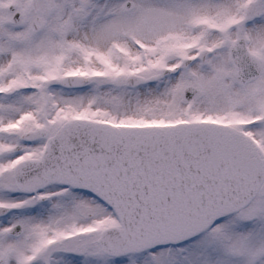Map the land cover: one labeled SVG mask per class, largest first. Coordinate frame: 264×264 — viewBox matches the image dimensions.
<instances>
[{"label": "snow or ice", "instance_id": "obj_1", "mask_svg": "<svg viewBox=\"0 0 264 264\" xmlns=\"http://www.w3.org/2000/svg\"><path fill=\"white\" fill-rule=\"evenodd\" d=\"M0 264H264V0H0Z\"/></svg>", "mask_w": 264, "mask_h": 264}]
</instances>
